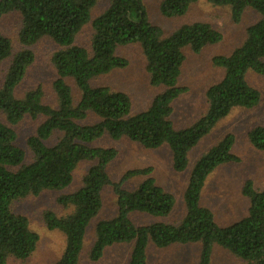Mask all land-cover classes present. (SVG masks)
I'll return each mask as SVG.
<instances>
[{"label": "trees", "instance_id": "trees-1", "mask_svg": "<svg viewBox=\"0 0 264 264\" xmlns=\"http://www.w3.org/2000/svg\"><path fill=\"white\" fill-rule=\"evenodd\" d=\"M97 1L0 0V16L15 11L21 17V44L27 46L49 37L60 46L51 57L57 74L52 83L57 98V106L53 107L42 102L40 87L28 90L23 97L15 95L34 55L29 49L12 54L9 38L0 32V65L12 56L0 83V113L10 124L25 115L45 117L27 139L33 160L26 164L23 149L15 143V131L0 120V264L27 258L39 238L30 229L27 217L12 210L13 202L44 189L67 187L80 161H94L82 185L57 197V202L71 211L61 216L51 210L43 214L46 226L65 237L64 249L53 264H78L86 228L102 207L106 186L113 189L117 211L113 217L97 222L89 252L92 260L99 259L107 246L132 243L127 264H147L150 243L162 248L199 242L197 264H211L215 247L246 264H264V189L255 190L252 181L245 180L241 192L250 202L248 214L226 226L215 223L211 210L199 202L208 174L218 165L239 160L231 152L232 133L225 134L195 161L183 193L185 215L179 223L154 221L136 225L130 217L133 213L167 216L174 205L173 194L156 184L149 167L128 170L113 182L107 165L118 150L93 145L105 137L127 138L149 149L166 144L171 150L173 169L183 171L190 149L234 107L251 108L260 100L259 91L246 76L254 72L264 77V0H207L213 5H228L235 22L240 21L246 9L255 11L259 18L246 28L244 40L230 54L212 58V63L223 69V77L207 88L205 113L181 129L174 128L170 115L172 101L186 91L177 85L185 59L183 50L198 53L204 46L220 41L221 33L205 21H194L165 36L159 26L148 20L142 0H110L91 21L88 49L74 40L89 21ZM196 1L162 0L160 13L165 17L183 16ZM129 43L140 44L150 84L163 88L147 108L137 113H131L126 93L91 85L98 76L127 66L128 61L116 54V48ZM67 79L75 84L77 99ZM91 117L93 121L87 122ZM54 131L61 132L57 141L45 144ZM247 136L254 148L264 151V125L253 127ZM136 175L146 177L132 190L122 188L124 180Z\"/></svg>", "mask_w": 264, "mask_h": 264}, {"label": "rangeland", "instance_id": "rangeland-1", "mask_svg": "<svg viewBox=\"0 0 264 264\" xmlns=\"http://www.w3.org/2000/svg\"><path fill=\"white\" fill-rule=\"evenodd\" d=\"M110 0H98L91 8L90 19L75 37V43L89 49L92 34L91 21L99 15L109 4ZM145 5L148 20L159 26L165 36L171 34L183 24L194 21H205L218 30L222 38L220 41L204 46L198 53L185 48V59L181 66L177 85L186 88V91L176 97L172 103L170 120L174 128L181 129L196 121L207 109L205 92L207 88L223 77V69L212 63L216 55L230 54L245 38L246 28L259 18V14L246 9L240 19L232 20L228 5H213L207 0H197L190 10L183 16L165 17L160 13L159 5L162 0H142ZM21 17L18 12L12 11L0 16V32L9 38L11 53L22 49H29L34 55L33 62L15 90L17 97H23L28 90L40 87L42 102L50 106H57V98L52 83L57 77L52 64V54L60 49L49 37H42L31 45H23L19 41ZM116 54L124 57L128 64L124 68H116L100 75L91 81L93 86H107L115 91L126 93L131 102V113H137L147 108L155 95L163 88L152 86L146 71V59L138 43L120 45ZM12 56L4 59L0 65V83L6 69L10 65ZM248 83L260 93L257 105L251 108L234 107L214 128L188 152L187 166L183 171L173 169L170 148L164 144L158 148L149 149L138 142L127 138L112 140L107 137L93 142L95 146L115 147L118 150L116 157L107 165V173L113 182H118L122 175L131 169L151 168L150 175L156 184L174 196V205L167 216L153 217L151 215L133 213L130 215L136 225L154 221L165 223H179L185 215L183 193L189 179L191 169L198 157L214 145L225 134L234 135L233 148L240 160L238 162L218 165L208 174L200 194V205L211 210L215 223H228L246 209L249 201L242 196V185L245 180L256 177L264 170V155L258 154L248 141L247 133L257 125H264V77L248 72ZM67 82L72 88L74 97L79 92L71 79ZM45 119L43 115L32 117L25 115L16 124H10L0 113V120L13 128L16 133L15 143L24 151L23 164L33 160V154L27 145V139L34 135L37 127ZM93 117L87 122H92ZM61 132L54 131L45 144L52 145L57 141ZM94 161H80L73 170L71 183L61 190H41L37 194H28L15 200L12 210L24 215L28 219L31 230L38 234V242L33 252L25 259H9L6 264H53L57 261L65 246L63 233L49 229L43 219L46 210L53 211L61 216L69 213L71 208H65L57 202L61 194L71 193L82 185V178ZM263 173V172H262ZM146 175H136L122 182V188L134 189ZM260 178V177H259ZM232 209H236L232 211ZM116 196L111 186L102 191V207L94 216L87 228L78 264H127L132 243H115L107 246L97 260L89 257L91 246L95 239V226L100 220L108 219L116 214ZM245 217V216H244ZM221 223V224H219ZM201 244H172L167 247H156L150 243L147 246V264H197ZM211 264H246L245 261L230 255L227 251L215 247L212 253Z\"/></svg>", "mask_w": 264, "mask_h": 264}, {"label": "crops", "instance_id": "crops-1", "mask_svg": "<svg viewBox=\"0 0 264 264\" xmlns=\"http://www.w3.org/2000/svg\"><path fill=\"white\" fill-rule=\"evenodd\" d=\"M248 141H249V139H248ZM249 143H250V141H249ZM251 144V143H250ZM233 146V145H232ZM251 146H252V144H251ZM253 147V146H252ZM231 148H233V147H231ZM254 148V147H253ZM255 149V151H257V153L258 154H262V155H264V151H261V150H258V149H256V148H254ZM233 153V152H232ZM233 154H235V153H233ZM236 155V154H235ZM237 156V155H236ZM238 157V156H237ZM239 158V160H240V157H238ZM238 160V161H239ZM238 161H235V162H238ZM227 163H232V162H227ZM223 164H226V163H223ZM262 172H260V175L258 176V178L256 177V179H257V182L255 181V179H253L252 177H250V178H248L247 180H251L252 181V185H253V188L255 189V190H262V189H264V170L262 169L261 170ZM260 177V178H259ZM242 194V193H241ZM242 196H244L243 194H242ZM245 197V196H244ZM245 198H247V197H245ZM248 199V198H247ZM248 201H249V199H248ZM249 204H250V202H249ZM249 204L247 203V205H246V209L244 210V211H242L241 213H237V211H236V209H232V211H235L236 213H237V217L235 218V219H233L232 221H230V222H228V223H224V224H221V223H219V224H221L220 226H226V225H229V224H231V223H233V222H235V221H237V220H239V219H241V218H243L244 216H246L247 214H248V208H249Z\"/></svg>", "mask_w": 264, "mask_h": 264}]
</instances>
